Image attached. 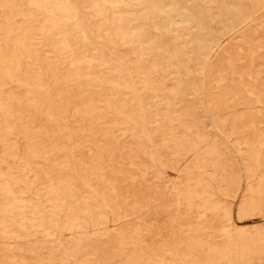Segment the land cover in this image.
<instances>
[{
  "label": "rangeland",
  "instance_id": "1",
  "mask_svg": "<svg viewBox=\"0 0 264 264\" xmlns=\"http://www.w3.org/2000/svg\"><path fill=\"white\" fill-rule=\"evenodd\" d=\"M0 264H264V0H0Z\"/></svg>",
  "mask_w": 264,
  "mask_h": 264
},
{
  "label": "bare ground",
  "instance_id": "2",
  "mask_svg": "<svg viewBox=\"0 0 264 264\" xmlns=\"http://www.w3.org/2000/svg\"><path fill=\"white\" fill-rule=\"evenodd\" d=\"M133 85H134V84H133ZM169 244H170V243H169ZM153 246H154V245H153ZM154 247H155V246H154ZM151 248H152V247H151ZM154 249H155V248H154ZM154 249H153V250H154Z\"/></svg>",
  "mask_w": 264,
  "mask_h": 264
}]
</instances>
